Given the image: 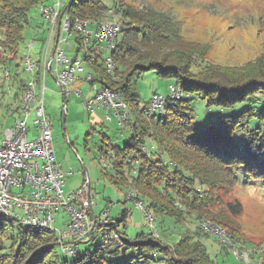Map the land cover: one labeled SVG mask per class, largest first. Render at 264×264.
<instances>
[{"label": "trees", "instance_id": "16d2710c", "mask_svg": "<svg viewBox=\"0 0 264 264\" xmlns=\"http://www.w3.org/2000/svg\"><path fill=\"white\" fill-rule=\"evenodd\" d=\"M45 1L0 0V53L8 70L13 65L20 67L17 59L30 12ZM108 10L121 15V29L113 51L116 76L107 74L101 50H98L97 60L88 66L97 80L120 93L129 112L135 116L134 123L128 121L133 135L122 148L113 147L112 180L133 186L138 199L146 200L148 210L169 215L177 222L195 215L198 225L193 230L186 229L173 243L151 232L131 239L119 228L127 216V211H123L121 219L109 222V226L121 235L120 246L96 245L94 250H81V257L69 261L57 256L54 232L28 226L24 229L22 225L16 227L0 218V264H219L197 238L210 232L202 227L201 221L208 219L230 232L237 241L241 235L222 223L219 217L213 215L212 218L209 213L207 217L203 215L213 202L209 191L219 184L231 187L239 182L246 185L254 180L264 182V107L256 112L246 109L235 115H221L219 125L196 130L192 124L191 100L197 95L208 99L210 104L228 106L256 93L264 94V53L241 66L211 64L204 58L209 53V44L188 45L190 42L182 41L178 26L170 16L152 11L137 18L135 11L121 0H67L61 12L72 19H92ZM80 39L78 35L77 41ZM77 56L78 53L74 57ZM86 57L85 51L83 58L87 60ZM197 62L198 70L195 71L193 66ZM149 69L157 70L165 78H175L176 84L189 93L183 98L168 97L163 112L152 118H147L145 111L139 109V95L133 87L134 78ZM17 71L15 76L10 74L0 82V88L5 82L11 87L18 84L14 100L21 97L26 86V80L19 78L20 71ZM7 108L9 113H20L19 106ZM251 115L257 117L258 123L246 130L245 124ZM238 130L246 132L243 140L235 138ZM146 137L158 146L155 156L152 150L148 153L143 150ZM165 155L169 161L164 159ZM230 207L238 213L241 205ZM124 244L131 249L130 255L126 249L121 250ZM120 255H127L123 262L111 261L110 257ZM262 262L264 264V259ZM235 264L244 263L236 260Z\"/></svg>", "mask_w": 264, "mask_h": 264}, {"label": "rangeland", "instance_id": "374dc122", "mask_svg": "<svg viewBox=\"0 0 264 264\" xmlns=\"http://www.w3.org/2000/svg\"><path fill=\"white\" fill-rule=\"evenodd\" d=\"M55 1L57 0H46L44 3L51 5ZM121 1L129 5L132 11H135L133 13L137 15V18L152 11L170 16L178 26L182 41L184 40L185 43L190 42L188 45L202 46L209 44V53L204 58L206 62L211 64L241 66L264 53V0ZM60 2L62 10L63 3H66L67 0H60ZM102 16L109 19L113 16L121 18V15L114 10H108ZM49 31L50 26L46 17L41 15L40 5L34 7L30 12V20L24 33V40L20 45L17 59L20 67L16 68L13 65L9 68L12 76H15L18 72L17 70H19V78L22 77L26 81L30 78L29 73L24 70L21 57L25 51H29L35 61H40L47 46L45 40ZM77 36L78 34L75 30V35L71 38L72 44L64 46L65 54L72 58L78 53L79 57L83 59L85 48L77 51ZM32 39H35V45L29 50L27 43ZM52 50L53 46H50L49 55L52 54ZM102 52L103 58L109 53V51L104 49H102ZM2 57V53H0V62H2ZM198 62L200 63V60ZM198 62L193 66L195 71L198 70ZM83 75L84 73L79 74V76ZM4 79L5 77L2 76L0 80ZM79 83L82 82L80 81ZM47 85L45 106L54 121L53 147L57 161L65 172V189L72 190L81 187L85 179L88 178L84 170L87 167L90 173L89 179L91 181L95 213L99 215L105 207H108L110 218L115 221L122 218L123 211H127L125 220L119 226L122 234L135 239L143 233H149V218L142 208L136 206L135 200L128 197L129 194L135 197L136 190L133 186L115 183L111 177L113 174L111 168L106 167L101 161V147L114 152L113 147L122 148L129 140V137L133 135V128L128 121L130 119L132 123L135 122L134 114L129 112L128 121L122 123L113 115L112 111L107 110L105 107H99L93 111H85L81 106V97L73 94L67 98L68 110L66 115H64L63 94L50 72L47 73ZM172 85H177L175 78H165L155 69L145 70L138 74L134 78L133 87L139 95V109L146 111L147 107L151 105L155 93L165 96L169 95ZM100 86L101 84L98 83V87ZM17 87L18 84L11 87L9 82H5V85L0 88V143L4 128L11 125L14 119L20 116V113L16 111H10L9 113L7 108L10 106L12 109L18 105L13 96ZM37 88H40V84ZM83 91V94H90L91 96L96 92L91 83H84ZM185 94L189 96V93ZM191 104L193 109V127L196 130H205L208 126L219 125L221 115H235L246 109H252L255 112L260 110L264 107V94L256 93L248 96L245 100L237 101L235 104L228 106L210 104L208 99L193 95ZM107 111L113 115L112 120L105 118ZM162 112H158L157 116ZM257 123V117L251 115L246 121V130L254 128ZM29 127L35 128L33 118L29 120ZM34 134V132L30 131V137ZM245 134L244 130H238L235 133V138L243 140ZM145 145L149 147L150 151H153V156L158 153V146L153 139L146 137ZM164 159L169 161L167 155L164 156ZM170 166L172 167V165ZM209 192H212L213 202L209 204L203 215L207 217L209 213L212 218L213 215L219 217L222 223L235 229L241 235L242 239L240 238L239 241H244L249 246L264 245L263 181L254 180L249 185L239 182L231 187L219 184ZM139 199L143 201L147 209L146 200L141 197ZM237 204H240L241 207L238 213H234L230 205ZM207 210L208 212H206ZM147 211L152 214L154 223L158 226V234L155 236H159L170 243L179 239L186 229L190 228L193 230L198 225L199 219L197 220L195 215L187 217L183 222H177L169 215L153 209H147ZM55 218L56 221L53 226L59 236L60 231L67 229L70 216L66 211H60L55 213ZM203 221L209 220L204 218L201 224ZM14 225L17 227L19 224ZM23 227L24 229L27 228L26 225ZM96 235L95 240L81 242L80 249L88 248L94 250L96 245L102 242V232H97ZM197 238H200L199 240L206 246L209 255L219 264L236 263L237 258L227 243L215 231L201 234ZM68 240L70 239L67 237L66 241ZM235 242L239 245L237 240ZM124 249L127 250L128 254L130 253L131 249L125 244L121 247V250ZM127 255L113 256L110 259L113 262H123ZM57 256L61 260L68 259L72 261L74 259L73 256L63 253L61 245H57ZM262 263L261 260L260 264ZM154 264L167 263L156 262Z\"/></svg>", "mask_w": 264, "mask_h": 264}, {"label": "built area", "instance_id": "2783aa9c", "mask_svg": "<svg viewBox=\"0 0 264 264\" xmlns=\"http://www.w3.org/2000/svg\"><path fill=\"white\" fill-rule=\"evenodd\" d=\"M61 6L60 0L51 5L40 4L41 15L46 17L50 26L45 40L47 46L44 55L38 62L33 59L29 51H25L21 57L24 70L29 73L30 78L26 81L21 97L16 100L20 116L4 128L1 137L0 218L9 223L54 232L57 245H61L63 253L79 258L80 243L95 240L97 232H102V242L97 245L103 248L120 246L122 238L116 229L109 226L111 218L108 207H105L99 215L95 213L89 178L85 179L83 185L77 189H65V172L57 161L53 147L54 121L45 106V92L48 89L47 73L53 75L64 96L65 115L68 110L66 100L73 94L81 97V106L85 111L105 107L122 123L128 121L129 109L118 91L111 89L105 82L97 80L93 71L88 69V65L97 60L98 50L104 49L109 51L104 58L105 70L110 76H116L117 64L113 51L121 29L120 19L115 16L109 19L102 15L92 19L80 17L72 19L67 13L61 12ZM75 30L81 37L78 48H85L87 60L78 56L71 58L65 54L64 46L72 44L71 38L75 35ZM34 45L35 39H32L27 43V48L30 50ZM50 46H53L51 55H49ZM80 73H84V77L79 76ZM10 74V70L0 62V79L2 76L5 79L9 78ZM77 80L91 83L96 90L95 94L93 96L83 94L80 87L74 86ZM98 83L101 84L100 87ZM186 96L179 86L172 85L169 95L160 93L153 95L145 115L152 117L162 112L168 97ZM109 111L105 118L112 120L113 115ZM31 118L36 129L32 137L29 127ZM143 150L147 153L150 151L146 145ZM114 159V152L108 150L102 154L101 161L106 167L113 169ZM128 197L133 198L136 206L144 210L149 218L150 232L157 235L158 226L143 201L138 199L137 193L135 197L131 194ZM60 211L69 213L70 219L67 229L60 231L58 236L53 223L56 221L55 213ZM201 225L205 230L218 233L240 262L260 264L264 259V245L249 246L244 241H238L239 245H237L230 232L215 226L210 221H203ZM67 237L70 240L66 241Z\"/></svg>", "mask_w": 264, "mask_h": 264}, {"label": "crops", "instance_id": "0c3cea01", "mask_svg": "<svg viewBox=\"0 0 264 264\" xmlns=\"http://www.w3.org/2000/svg\"><path fill=\"white\" fill-rule=\"evenodd\" d=\"M88 69H90L89 66H88ZM93 73L95 74L94 71H93ZM95 75H96V74H95ZM79 82H80V80H79V81L77 80V81L74 83V86H75V87H80L81 90L83 91V85H84V83H83L82 81H81L82 83H79ZM83 92H84V91H83ZM87 96H91V95H90V94H87ZM63 99H64V96H63ZM66 102H67V100H66ZM64 103H65V99H64ZM106 109H107V108H106ZM107 110H109V109H107ZM110 111H111V110H110ZM107 112H108V111H107ZM107 112H106V113H107ZM30 131L36 133V129H35L34 127L30 128ZM100 149H101V151H102V154L108 151V150L106 151V149H105V148H102V147H101ZM111 170H112V169H111ZM85 173H86V172H85ZM112 173H114V172L112 171ZM89 177H90V176H89Z\"/></svg>", "mask_w": 264, "mask_h": 264}, {"label": "water", "instance_id": "95a60500", "mask_svg": "<svg viewBox=\"0 0 264 264\" xmlns=\"http://www.w3.org/2000/svg\"><path fill=\"white\" fill-rule=\"evenodd\" d=\"M65 115V114H64ZM64 119H65V116H64ZM85 172H86V174H87V177L89 178V176H90V173H89V170H88V168L87 167H85Z\"/></svg>", "mask_w": 264, "mask_h": 264}]
</instances>
